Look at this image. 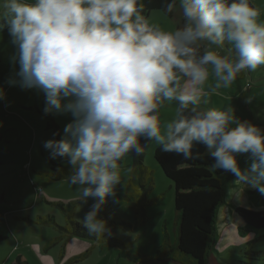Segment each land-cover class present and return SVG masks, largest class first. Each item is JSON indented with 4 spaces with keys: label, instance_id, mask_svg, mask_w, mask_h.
Returning a JSON list of instances; mask_svg holds the SVG:
<instances>
[{
    "label": "clouds",
    "instance_id": "1",
    "mask_svg": "<svg viewBox=\"0 0 264 264\" xmlns=\"http://www.w3.org/2000/svg\"><path fill=\"white\" fill-rule=\"evenodd\" d=\"M177 6L182 26L165 30L143 0H0V31L19 65L7 83L42 93L45 114L71 115L61 139L43 147L70 167L81 203L93 201L81 220L96 236L112 233L100 213L109 197L119 202L121 162L152 142L185 160L203 145L213 169L264 195V129L233 109L204 107L241 73L264 67L261 10L254 0L164 4L168 13ZM171 104L173 117L162 121ZM240 154H248L245 168Z\"/></svg>",
    "mask_w": 264,
    "mask_h": 264
},
{
    "label": "rangeland",
    "instance_id": "2",
    "mask_svg": "<svg viewBox=\"0 0 264 264\" xmlns=\"http://www.w3.org/2000/svg\"><path fill=\"white\" fill-rule=\"evenodd\" d=\"M254 3L264 20V0ZM172 13L176 20L162 10L152 11L148 18L165 30H172L183 23L178 6ZM14 52L15 46L5 28L0 31V88L5 92V97L0 99V264H176L141 260L154 256L166 240L174 244L177 238L174 188L154 158V150L159 146L155 142L145 148L144 163L154 176L155 187L150 197L160 199L147 206L146 224H137L132 205L125 201L133 170V155H129L121 162L119 202L113 203L111 198L114 211L130 224L111 227V236L120 242L97 244L76 236L63 237L65 232L59 226L66 225L67 214L60 204L72 203L73 217L82 224L81 218L90 209L92 200L82 204L77 186L68 177L52 180L47 176L53 163L70 167L62 159H51L43 144L49 139H61L72 117L45 114L42 93L8 85L7 81L19 68L11 59ZM221 52L227 54V48ZM243 76H238L229 88L215 92L214 108L224 110L231 103L239 120H248L264 129V67L245 71ZM174 109V104L161 109L162 121H169ZM238 161L241 168L248 166V154L238 155ZM243 205L249 210L262 211L264 195L251 189ZM38 216H53L54 222L34 223ZM231 225L226 218L217 221L218 251L214 252L213 264H264V228L237 227L236 231ZM224 230L225 234L232 232L236 243L221 236ZM54 239L58 242L46 247ZM218 240H221L219 248ZM76 256H82V260L70 263Z\"/></svg>",
    "mask_w": 264,
    "mask_h": 264
},
{
    "label": "trees",
    "instance_id": "3",
    "mask_svg": "<svg viewBox=\"0 0 264 264\" xmlns=\"http://www.w3.org/2000/svg\"><path fill=\"white\" fill-rule=\"evenodd\" d=\"M143 2L144 13L148 17L154 10L166 11L164 4L170 0H143ZM167 14L175 18L172 12H167ZM177 27H181V24H177ZM239 76H243V73ZM56 135H58V130ZM193 151L194 153L199 152V158L185 160L181 155L163 152L160 145L154 150L157 164L173 184L177 238L174 244L166 240L157 248V253L154 256H145L141 259L142 261H170L176 264H213L216 261L214 252L218 237L217 213L225 200L226 183L233 175L223 170L213 169L214 160L208 155L203 145H195ZM144 157L145 152L139 157L133 155V170L128 183L129 190L125 195V201L132 205L137 224L141 225L146 224L148 220L147 206L160 199V197H150L155 182L152 169L145 165ZM70 173V168L59 163H53L51 170L46 172L52 180L65 179ZM92 203L93 201H91ZM60 206L67 214L66 225L59 226L65 232L63 237L76 236L97 244L120 242L118 238L111 235L96 236L89 233L81 223L74 219L72 203L67 206L61 203ZM235 213L245 229L264 228V210L253 211L237 207ZM100 216L107 220L111 227L130 226L114 211L111 197L104 204ZM33 222H54V217L38 216L37 220ZM57 242L58 239H54L46 247ZM80 260H82V256H76L70 260V263Z\"/></svg>",
    "mask_w": 264,
    "mask_h": 264
},
{
    "label": "crops",
    "instance_id": "4",
    "mask_svg": "<svg viewBox=\"0 0 264 264\" xmlns=\"http://www.w3.org/2000/svg\"><path fill=\"white\" fill-rule=\"evenodd\" d=\"M250 72V71H249ZM244 77V76H243ZM217 93H212L208 99V103L204 105V107H215L213 105V101L215 99V96ZM227 109H233V106L231 103H227L224 107V110ZM247 166H244L242 168H245ZM235 180V177L233 176L227 183L225 187V200L223 204L220 206L218 213H217V221L222 220L223 218H226L229 223H231L232 228L237 231V227H240L242 229H245L242 222L238 218V216L235 213V209L237 207H244L243 203L248 199V192L251 190V188H247L243 190V186L233 183ZM231 193V194H230ZM240 195L238 198L237 195ZM234 209V211H233ZM225 230L222 231L221 236H224L227 238V240L231 243H236L235 238L232 236L231 231H227V234H225ZM217 241V239H216ZM220 241L218 240L217 247L220 246ZM215 249H216V242H215ZM216 251H218L216 249Z\"/></svg>",
    "mask_w": 264,
    "mask_h": 264
}]
</instances>
